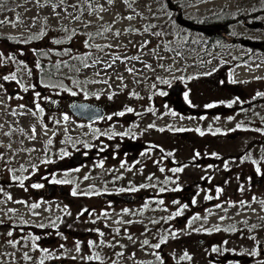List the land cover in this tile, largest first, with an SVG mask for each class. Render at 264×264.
Wrapping results in <instances>:
<instances>
[{"label": "rangeland", "instance_id": "rangeland-1", "mask_svg": "<svg viewBox=\"0 0 264 264\" xmlns=\"http://www.w3.org/2000/svg\"><path fill=\"white\" fill-rule=\"evenodd\" d=\"M5 1L0 35L18 40L0 39V77L16 75L0 78V264H264V98L256 96L264 94V51L250 54L252 47L238 42L264 40V29L236 20L229 39L211 42L174 26L164 0H130L131 7L124 0H92L104 8L95 14L82 0H67L56 9L59 16L44 0ZM173 1L191 20L264 0ZM77 3L82 14L69 7ZM128 15L135 18H122ZM101 24L112 32L90 39ZM117 30L119 37L112 34ZM89 52V64L102 63L85 68L73 59ZM40 61L53 65L62 84L53 83L63 87L38 81ZM74 101L97 104L105 115L77 118L68 108ZM246 149L254 162L239 159Z\"/></svg>", "mask_w": 264, "mask_h": 264}, {"label": "snow or ice", "instance_id": "snow-or-ice-1", "mask_svg": "<svg viewBox=\"0 0 264 264\" xmlns=\"http://www.w3.org/2000/svg\"><path fill=\"white\" fill-rule=\"evenodd\" d=\"M39 2H40V0H37V3H39ZM82 2H83V4H86L88 6V9L90 10V13L91 14H95L97 12L104 11V8H103L102 5L93 4L92 3V0H82ZM44 3L46 5H50L52 7V9H53V12H55L56 15L59 16V13L56 12V9L57 8H60L61 5H65L67 3V0H58L57 3H54L53 0H44ZM107 3L108 4H112L113 3V0H107ZM124 3L127 4L129 7H131L130 0H124ZM69 7H72V8L77 9V11L82 14L83 9H82L81 3L72 4V5H69ZM61 11H63L66 15H71V14H69L67 12V8L66 7L65 8H61ZM122 18L123 19H127V20H132L135 17L132 16V15H128V16H125V17H122ZM16 19L19 20V17L17 16ZM72 19L73 20H76V21H79L81 19V16L80 15H72ZM97 19H100L102 21L103 20V17L102 16H98ZM3 23H6V21H0V24H3ZM88 23L90 24L91 21H89ZM85 26L87 27V24ZM100 29L101 30H98L95 34L89 33V38L91 39L92 36H94V35H104L105 33L112 32L111 25L101 24L100 25ZM62 30L65 31V32H68L69 31L67 27H64ZM125 31L126 32H129V31H135V30L134 29H125ZM44 34L45 33L43 31H41L38 35H35L34 34L31 37H29V39H37V38H39V36H43ZM75 34H76V30L73 29L71 31V34L67 37V40L70 41ZM112 34L114 36H116V37H119L121 35V32L119 30H117V31H115ZM154 34L157 35V36L161 35V33H159V32L154 33ZM65 42L66 41L59 40V39L53 40V43H55V44H61V43H65ZM84 43H85V47L86 48H91L92 47V44L89 42V40H85ZM95 47L97 49H99L100 51H104V48H111L112 46L111 45H104V46L96 45ZM64 51H65V53H67L70 50L69 49H65ZM91 55L92 54L89 52V53H85L84 56H82V57L81 56L73 57V59L79 60L81 62V64H82V66L85 67V68L91 67L93 64L102 63L101 60L97 59V60H93L92 61V64H89L88 63V60L91 57ZM8 59H14V57L13 56H9ZM115 59L116 60H119L120 57L117 56V57H115ZM125 59H128V58L125 57ZM131 59H137V57H132ZM3 60H4L3 53H0V62H2ZM114 62H115V60H113V63ZM61 63H65V65L68 66L66 62H61ZM36 67L37 68L40 67L39 63H37ZM56 67L59 68L60 67V63H58L56 65ZM68 67L70 68V70L79 71V68L76 67V66H74V65L68 66ZM106 67L111 68L112 67V64L109 63V64L106 65ZM128 71L129 72H132L133 70L131 68H129ZM29 75H31V72H29ZM97 75H99V73H97ZM0 78H2L4 81L16 80V75H15V73H12L11 75H4V76H2ZM68 78H70V77H68ZM92 82L93 83H100V82L107 83V81H92ZM74 83H76L77 85H79L81 82L80 81H74ZM49 86H51V87H63V85H60V84H56V85H45V87H49ZM0 87H2V85H0ZM25 90H27V89H25ZM65 90L68 91V89H65ZM71 94L73 96H75V95H77V92L72 91ZM37 95H39V94L37 93ZM85 95H87V93H85ZM161 95H166V93H161ZM257 95H264V94L257 93ZM185 98L187 99V93L185 94ZM21 107H23V106H21ZM37 107L39 108V105H37ZM206 107H213V105H207ZM229 107H231V104L229 105ZM40 111H43V109H40ZM127 111L131 112L133 110L131 108H128ZM172 114L175 115V113H172ZM119 115H123V113H119ZM63 119L66 121L68 119L67 115H65L63 117ZM109 119H111V117H109ZM229 119H231V118H229ZM150 127H152V126L150 125ZM237 127H239V125ZM187 130L188 129H183V128L178 129V131H187ZM34 131H35V129H33V133H34ZM161 131H163V129H161ZM196 131H200V129H196ZM200 134L201 135H204V133L202 131H200ZM213 134H215V133H213ZM5 135H10V133H5ZM49 143H51V141H49ZM85 146L87 147V145H85ZM63 155H68V153L65 152V153H63ZM213 155H216V154L213 153ZM196 156H199V153H196ZM123 166L124 165H121V167H123ZM161 171H163V169H161ZM173 171L174 172H181V171H183V169L182 168H175V169H173ZM257 171L259 172V169H257ZM87 178L88 177H85V179H87ZM13 179H16V177H13ZM54 182H56V183H68V181H54ZM21 186H22V181H21ZM33 187L39 188V187H42V185H40V184H34ZM160 190L163 192L165 189L161 188ZM173 190H178V189H173ZM217 191H220V190L217 189ZM72 194L73 195H76V192L73 191ZM211 198L212 197H210V196L206 197V199H211ZM9 199H11V197H9ZM17 203H23V202L22 201H17ZM160 203H163V201H160ZM193 203H195V200H193ZM241 203L243 204L244 202L241 201ZM145 206H147V205H145ZM31 207L36 208V207H39V205L38 204H33ZM183 207H187V205H184ZM217 207H219V205H217ZM8 211L9 212H12L13 209H8ZM125 211H127V210L125 209ZM181 212H182V209L180 211H177L175 213V215L179 216V215H181ZM195 219H199V217L197 216V217H195ZM221 219H223V218H221ZM41 227H43V225H41ZM216 230L218 231L219 229H216ZM100 234L103 235V233H100ZM8 235L11 236L12 235V232L10 231L8 233ZM35 239H39V237H36ZM129 239H131V237H129ZM148 243L149 242L147 240H144L143 241V245H147ZM89 245L92 246L93 245V242L92 241H89ZM153 247L159 248L160 247V244H156ZM77 251H79V245H77ZM212 251L215 252V251H218V249L217 248H213ZM120 255H123V254L121 253ZM253 255H255V253H253ZM25 258H27V256H25ZM184 258L190 259V257L188 256L187 253L184 254ZM88 259L91 260V259H93V257L92 256H89ZM95 259L96 260H100L101 257L99 255H96L95 256ZM41 264H43V261H41Z\"/></svg>", "mask_w": 264, "mask_h": 264}, {"label": "trees", "instance_id": "trees-1", "mask_svg": "<svg viewBox=\"0 0 264 264\" xmlns=\"http://www.w3.org/2000/svg\"><path fill=\"white\" fill-rule=\"evenodd\" d=\"M165 2V1H163ZM6 3L5 0H0V5ZM166 3V2H165ZM164 3V5H165ZM175 4L179 5L180 2H175ZM243 10V9H242ZM238 10V11H230V10H222L220 13H210L206 16L203 17H198L196 19L192 18L191 21L198 22V23H216V22H229L231 23L232 21H245L246 19L249 20V22L253 23L256 21L262 22L261 18L264 17V1L258 2V3H253V5L248 6L245 8V11ZM169 13L171 15L170 20L174 22V26H177L178 24L174 20L175 12L169 10ZM236 16V18H235ZM146 26H150L149 24H146ZM181 29L186 30L187 32H191L189 29L184 28L180 25H178ZM195 32V31H193ZM0 39L4 42H9L15 44V41L18 40V37H12V36H5V35H0ZM208 40L211 42H217L223 40L222 36H219L217 34H213L208 37ZM37 39H33L29 42L35 43ZM188 43V42H187ZM251 53L253 54L254 51H256L254 48H250ZM250 58V55L248 57H245V60ZM40 67L38 68L39 73H38V81L41 84H48V85H55L57 82L61 83L62 78L58 75V73L55 72V69L53 65L50 62H43L40 61L38 62ZM56 82V83H53ZM83 82V81H82ZM62 84V83H61ZM264 143V142H263ZM264 147V146H263ZM211 264H239L237 261H232V260H223L221 262L219 261H214L211 262Z\"/></svg>", "mask_w": 264, "mask_h": 264}, {"label": "water", "instance_id": "water-1", "mask_svg": "<svg viewBox=\"0 0 264 264\" xmlns=\"http://www.w3.org/2000/svg\"><path fill=\"white\" fill-rule=\"evenodd\" d=\"M169 10L175 12V22L189 30L202 33L206 36L213 34L220 35L225 39H229L227 31L225 29L226 23H198L191 21L183 16L182 9L179 5L175 4L173 0H164ZM248 27H263L262 22L250 24L245 23ZM237 39H232V42H236ZM238 42L248 47H260L264 46V41H256L249 38H241ZM70 112L78 118L93 121L95 119L102 118L105 115V109L97 104H93L87 101H74L68 106ZM73 160L78 163L82 159L81 151L76 152L73 155ZM124 199L131 200L132 196H123Z\"/></svg>", "mask_w": 264, "mask_h": 264}, {"label": "flooded vegetation", "instance_id": "flooded-vegetation-1", "mask_svg": "<svg viewBox=\"0 0 264 264\" xmlns=\"http://www.w3.org/2000/svg\"><path fill=\"white\" fill-rule=\"evenodd\" d=\"M257 22H259V21H256V22H253V23H257ZM216 23H226V26H225V29H226V31H227V34H228V27H229V22H216ZM253 23H250V24H253ZM263 24V23H262ZM246 25V24H245ZM247 26V25H246ZM262 29H264V25H263V27H261ZM220 36V35H219ZM224 38V37H223ZM257 41V40H256ZM259 41H264V40H259ZM252 48H254V49H257V50H260V51H264V46H260V47H252ZM238 93L239 94H243V92L242 91H238ZM257 97H258V99H262L263 100V98H264V95H256ZM262 100H254V101H251V100H247L246 101V103H245V105H257V104H261V102H262ZM264 101V100H263ZM78 118V117H77ZM95 120H97V119H95ZM259 138H261V137H259ZM128 143V142H127ZM261 150V154H264L263 153V151H264V149H260ZM252 154L249 152V149H246L242 154H241V157H240V155L238 156L239 157V159L241 160V161H245L246 159L248 160V161H251V163L252 162H254V159H252ZM133 198V197H132ZM225 260H227V259H225ZM229 260H232V261H236V260H233V259H229Z\"/></svg>", "mask_w": 264, "mask_h": 264}]
</instances>
